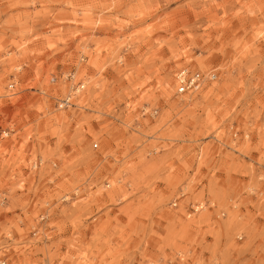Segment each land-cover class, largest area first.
I'll return each instance as SVG.
<instances>
[{
	"label": "rangeland",
	"instance_id": "374dc122",
	"mask_svg": "<svg viewBox=\"0 0 264 264\" xmlns=\"http://www.w3.org/2000/svg\"><path fill=\"white\" fill-rule=\"evenodd\" d=\"M2 260L264 264V0H0Z\"/></svg>",
	"mask_w": 264,
	"mask_h": 264
},
{
	"label": "built area",
	"instance_id": "2783aa9c",
	"mask_svg": "<svg viewBox=\"0 0 264 264\" xmlns=\"http://www.w3.org/2000/svg\"><path fill=\"white\" fill-rule=\"evenodd\" d=\"M74 73L75 72H69L63 75L64 79L70 82L71 91L70 92L68 91L63 97H59L56 99V105L58 106V108L66 109L71 106H76L75 101H74L76 94L84 90L85 88V84H83L81 80L73 82ZM215 76L216 74H211L209 78L212 79V78H215ZM57 79L58 77L54 76L52 78V81L55 82L57 81ZM204 79H205V76L202 73L191 72L187 69L186 73L185 72L181 73V79L178 83V93H186L189 91L198 90L199 87L202 86ZM0 264H7V261L2 260Z\"/></svg>",
	"mask_w": 264,
	"mask_h": 264
},
{
	"label": "bare ground",
	"instance_id": "6f19581e",
	"mask_svg": "<svg viewBox=\"0 0 264 264\" xmlns=\"http://www.w3.org/2000/svg\"><path fill=\"white\" fill-rule=\"evenodd\" d=\"M182 72H185V71H180V72L178 73V80H179V81H180V79H181V73H182ZM185 73H186V72H185ZM74 78H75V76H74ZM74 78H73V79H74ZM82 83L85 84L84 82H82ZM70 86H71V85H69V88H68V90L66 91V93H67L68 91H69V92L71 91V87H70ZM85 86H86V84H85ZM80 92H81V91H80ZM80 92H79V93H80ZM66 93H65V94H66ZM79 93H77L76 96H77ZM75 98H76V97H75ZM74 101H75V99H74ZM198 206H199L198 208H200V207L202 208L203 203H199ZM45 264H46V263H45ZM47 264H48V263H47Z\"/></svg>",
	"mask_w": 264,
	"mask_h": 264
}]
</instances>
